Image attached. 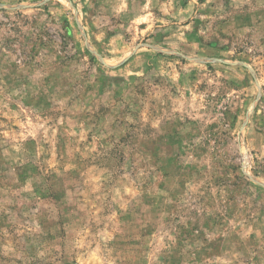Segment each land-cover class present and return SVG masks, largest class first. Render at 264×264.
<instances>
[{
	"label": "rangeland",
	"instance_id": "374dc122",
	"mask_svg": "<svg viewBox=\"0 0 264 264\" xmlns=\"http://www.w3.org/2000/svg\"><path fill=\"white\" fill-rule=\"evenodd\" d=\"M0 264H264V0H0Z\"/></svg>",
	"mask_w": 264,
	"mask_h": 264
}]
</instances>
